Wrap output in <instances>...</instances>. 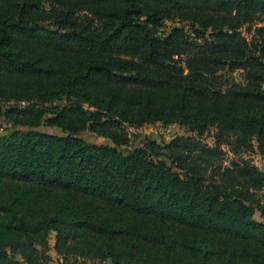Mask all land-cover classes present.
Instances as JSON below:
<instances>
[{
    "label": "trees",
    "instance_id": "obj_1",
    "mask_svg": "<svg viewBox=\"0 0 264 264\" xmlns=\"http://www.w3.org/2000/svg\"><path fill=\"white\" fill-rule=\"evenodd\" d=\"M0 120V264H51L53 250L69 264L87 233L105 240L76 256L98 264H264V173L247 156L264 157V0H0ZM155 123L188 135L121 149L126 126ZM100 205L197 236L132 233ZM130 233L152 250L117 251Z\"/></svg>",
    "mask_w": 264,
    "mask_h": 264
},
{
    "label": "rangeland",
    "instance_id": "obj_2",
    "mask_svg": "<svg viewBox=\"0 0 264 264\" xmlns=\"http://www.w3.org/2000/svg\"><path fill=\"white\" fill-rule=\"evenodd\" d=\"M183 27L187 31H190V25H179L178 23H172V22H166L165 26L161 29L162 32H169V30L174 27ZM243 34L250 39V36L248 33L244 30ZM242 71H235L232 75L227 74L231 77V79H234V82L236 83H243V77H242ZM229 78V77H228ZM230 79V80H231ZM12 127V124L5 122L4 120H0V136H4L7 134L8 130ZM44 132L55 134V135H62V131L60 129L56 128H48L45 127L42 129ZM126 131L128 133V138L130 140V143L126 146L121 147L122 150H138L142 149L147 142H156L159 145H166L169 144L171 141H173L178 136H186L188 133H186L185 129L180 127L178 124H168L164 125L162 123H155L150 125H145L143 127L135 128L132 126H126ZM81 138H83L85 141L91 144L95 145H111L116 146L110 139H107L105 137H102L100 135H97L96 133H93L91 131H84L79 134ZM205 140L207 143L212 144L213 139L212 137H206ZM248 158L253 161L255 166L259 168V170L264 173V157L257 151L256 145L255 150L248 153ZM154 160H157L155 157H152ZM260 198V207H255L256 214L255 218L260 221L264 222V190L259 194ZM45 200H47L49 203L52 202H59L62 204H68L70 208L73 207L74 203L70 200L65 199L60 193L55 192H49L47 195H45ZM259 201V200H258ZM25 203L24 201L17 202V212L21 214L23 210L20 208ZM70 214V213H66ZM93 216L97 219H100L102 222H108V223H115L120 225L128 226L132 229V233H134V229L138 230L140 233H148V235H152V232L159 231L160 233H166L168 232L181 239H191L197 236L196 231L180 227V226H171L168 225L167 228L164 224L161 223H155L152 220H145L144 218H141L138 215L134 214H125L121 211H116L115 209H112L107 206H98L96 211L93 212ZM9 218L8 214H4L0 212V229H3V225L5 221ZM30 220H34V218L29 217ZM130 233L128 236L119 238V239H112L114 247L119 252H123L129 249L130 245L132 243H138L137 248L141 249V253L144 251H151L152 246L150 245L151 239L140 242L139 235L136 236V238ZM55 233H51L50 236V243L52 247L55 244ZM105 238L103 236L94 234V233H87V235L84 236L83 239L75 238V240L72 242V246L69 249V258L70 260L69 264H72L74 262L75 258H79L80 256L76 255H82L83 253H86V255L89 256H96L98 248L102 245ZM50 256L52 258L51 264H61L60 257L56 254V252L53 250L50 252ZM81 258V257H80ZM195 256L187 255V259L181 262H185L184 264H198L197 259ZM130 261L131 259L128 258ZM76 264L82 263V264H93L95 261H92L91 259L87 258H81L77 259L75 261ZM139 262L142 263V260ZM99 263V262H95ZM175 264H177V261L175 260Z\"/></svg>",
    "mask_w": 264,
    "mask_h": 264
}]
</instances>
